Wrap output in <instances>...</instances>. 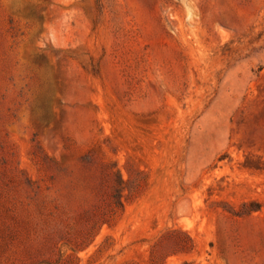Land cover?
I'll list each match as a JSON object with an SVG mask.
<instances>
[{"label":"rangeland","instance_id":"1","mask_svg":"<svg viewBox=\"0 0 264 264\" xmlns=\"http://www.w3.org/2000/svg\"><path fill=\"white\" fill-rule=\"evenodd\" d=\"M120 178L75 264H264V0H0V264Z\"/></svg>","mask_w":264,"mask_h":264},{"label":"trees","instance_id":"2","mask_svg":"<svg viewBox=\"0 0 264 264\" xmlns=\"http://www.w3.org/2000/svg\"><path fill=\"white\" fill-rule=\"evenodd\" d=\"M131 186L128 187L130 196H137L141 188L144 185L143 180L132 181ZM123 181L117 179L112 186V191L109 194V202L105 207H97L88 215H84L80 218L82 225L75 229H59L55 236L57 237L55 244L59 250V258L56 264H75L76 257L71 254H66L62 249H84L91 244L98 230L104 224H111L118 217L119 213L123 210L122 190L125 188ZM183 249H191L192 245L188 242H184ZM124 264H136V263H124ZM150 264H163L160 262L154 252V248L151 251Z\"/></svg>","mask_w":264,"mask_h":264}]
</instances>
